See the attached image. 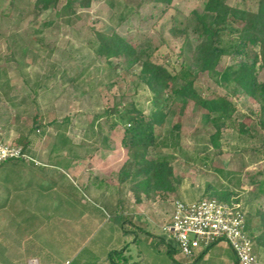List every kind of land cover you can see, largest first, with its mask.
Masks as SVG:
<instances>
[{
    "label": "rangeland",
    "instance_id": "obj_1",
    "mask_svg": "<svg viewBox=\"0 0 264 264\" xmlns=\"http://www.w3.org/2000/svg\"><path fill=\"white\" fill-rule=\"evenodd\" d=\"M143 1L91 0L88 7L78 9L79 17L70 24L56 15L65 0L39 16L33 12V0H14L12 7L10 0H0V70L7 71V76L0 73V98L7 95L16 103L8 106L5 101L0 102L5 139L11 144H24L19 139V131L26 134L22 125L30 124L37 109L43 114L44 123H54L44 129L45 133L41 130L30 136L29 150L33 155L40 154L33 156L34 163L46 161L42 152L55 146L56 134L66 118H69L66 132L72 140L76 139L70 156L56 159L55 167H44L43 174L40 166L23 167L13 160L0 164V205H11L5 211L6 225L0 223V245L6 248L0 249V264H28V258L33 257L29 264H175L172 258L177 261L184 258L179 251L169 254L165 250L160 238L170 240L171 237L162 225L171 218L175 200L194 201L205 197L206 183L233 190L244 212L257 222L255 212L264 209V195L257 193V184L253 181L264 176V132L251 113L257 109L256 105L243 96L235 100L234 124L228 123L222 128L220 153L210 142L215 127L206 113L192 101L175 107L164 125L160 146L150 156H167L183 175L177 192L166 200L142 195V202L137 203L128 185L119 183V170L129 158L127 149L121 145L123 128L117 126L110 131V142H106L104 135L99 137L95 132L97 125L105 121V110L115 101L124 103L133 99L149 112L150 93L136 77L139 65L131 66L117 58L108 65L105 56L96 54L93 30L111 33L121 19L129 17L125 27L130 26V32L138 33L141 38L146 30L139 28L138 20L149 9L139 8ZM203 1L173 0L163 22L167 28L192 25V10L201 11ZM227 1L252 10L258 2ZM165 41L155 53L159 61L170 63L175 71L182 59L190 62L187 52L183 58L178 55L182 40L166 31ZM24 47L28 48L27 55L20 53ZM13 50L19 63L6 60ZM255 50L258 47L249 50L251 56ZM228 61L224 57L221 67ZM260 77L264 79V71ZM37 83L44 86L34 94L31 88ZM196 87L204 94L223 92L206 74L200 75ZM177 120H181V129L172 131L171 126ZM240 122L245 129L255 132L253 137L240 130ZM84 148L91 151L85 154ZM76 152L81 154L74 163L79 169L77 173L74 165L63 164ZM100 180L106 185L99 187ZM21 192L27 199L25 206L35 212L29 213L23 208L24 213H18L15 208L20 207V202L16 196L12 204L4 201L10 194L21 196ZM116 206L133 216L131 223L125 224L129 233L123 234L121 227L112 221L110 210ZM135 224L146 228L147 233L136 232ZM116 249L118 253H112Z\"/></svg>",
    "mask_w": 264,
    "mask_h": 264
},
{
    "label": "trees",
    "instance_id": "obj_2",
    "mask_svg": "<svg viewBox=\"0 0 264 264\" xmlns=\"http://www.w3.org/2000/svg\"><path fill=\"white\" fill-rule=\"evenodd\" d=\"M59 2L60 0H33V12L35 16H39L41 12L57 7ZM172 2L173 0H144L142 2L139 8L146 6L149 9L143 15L140 14L138 20L139 28L146 30L141 38L137 35L138 33L133 35L130 32V26L125 27L129 17L121 19L111 33L93 30L96 54L101 57L105 56L108 65H111V60L115 58L131 66L139 65L136 77L150 93L149 112H145L141 105L133 99L124 103L115 101L113 106L105 110L106 119L98 123L95 131L99 137L104 135V141L110 142L108 133L117 126L123 128L121 145L127 149L129 158L119 170L118 181L120 184L128 185L137 203L142 202V195L147 198L158 197L166 200L171 193L177 192L182 182L183 175L179 169H176L170 158L167 156L150 157L160 146L164 125L177 105L183 106L192 101L206 113L215 127V132L210 136V142L218 153L222 151L220 137L223 126L235 122V100L237 98L240 99L243 96L246 101L253 100L257 109L251 110V113L257 117L259 129L264 132V79L260 77V73L264 71V0H258L254 10L231 4L227 0H204L201 11L192 10L194 17L192 25L183 27L171 25L167 28L163 17L171 8ZM90 3L91 0H65L63 5L56 10V15L64 23L71 24L74 18L79 17L78 9L88 7ZM10 6H14V0H10ZM166 31H169V34L176 39L182 40L179 57L183 58L185 52L189 54L190 62L186 63L182 59L176 71L170 68V63L159 61L155 57V53L166 43ZM234 32L235 36H231ZM36 42L41 43L40 38H36ZM255 47H258V50H255L251 56L249 50ZM20 53L27 55L28 48H22ZM224 57H228L229 61L221 67ZM6 60L19 63L14 50L6 56ZM2 72L5 75L7 73L6 69L0 70V73ZM203 74H206L215 87L223 92L216 90L204 94L199 91L196 81ZM6 84L7 82L3 87ZM88 84L91 85V80ZM43 86L37 83L36 87L31 90L36 94L38 89L42 90ZM3 97L0 98V102L3 100L8 106H15L16 103L12 98L7 95ZM1 112L2 110L0 114ZM18 118L19 116L16 115L15 119L18 120ZM68 120L69 118L65 119L63 127L56 134L57 141L53 147L55 150L70 149L75 146L66 133ZM53 123H44L43 114L37 109L30 124L22 125L26 129V134L19 131V139H23L24 144L16 143L31 158L7 159L3 163L13 160L19 166L33 165V153L28 147L31 143L30 136L36 135L41 130L45 133L44 129ZM104 124L108 126V131L105 130ZM0 126L4 134V124L0 123ZM239 127L243 133L254 136L255 132L245 129L244 123L240 122ZM92 128L91 133L94 136ZM180 129L181 120H177L172 124L171 130L179 131ZM3 137L7 141L4 135ZM108 147L111 148V144ZM262 153L264 155V147ZM253 183L257 184V193L264 195V176L254 180ZM204 193L206 196L201 198H213L228 204L239 202L233 190H223L210 183H206ZM241 209L244 212L243 206ZM110 211L112 221L121 227L123 234L129 233L130 230L125 229V224L131 223L133 216L120 211L117 206ZM255 215L257 222L254 221L253 216L244 212L245 229L252 237L255 254L257 251L264 253V209L256 210ZM133 226L136 232L147 233L143 226L137 224ZM252 229L258 232L255 233ZM169 236L170 240L160 238L165 250L169 254L173 251H179L181 254L175 239ZM213 245L192 258L181 254L186 263L174 258L172 261L175 264H194L192 262L206 254ZM118 251L116 249L112 253H118Z\"/></svg>",
    "mask_w": 264,
    "mask_h": 264
},
{
    "label": "built area",
    "instance_id": "obj_3",
    "mask_svg": "<svg viewBox=\"0 0 264 264\" xmlns=\"http://www.w3.org/2000/svg\"><path fill=\"white\" fill-rule=\"evenodd\" d=\"M3 135L0 126V162L31 158L21 146L5 141ZM241 207L240 202L228 204L213 198L177 199L172 205L171 218L162 229L175 239L181 254L187 258L223 241L233 250L238 264H259Z\"/></svg>",
    "mask_w": 264,
    "mask_h": 264
},
{
    "label": "crops",
    "instance_id": "obj_4",
    "mask_svg": "<svg viewBox=\"0 0 264 264\" xmlns=\"http://www.w3.org/2000/svg\"><path fill=\"white\" fill-rule=\"evenodd\" d=\"M67 136L69 137V139L72 141L73 144L76 143V139L72 140L71 137L68 134H67ZM72 148L73 147H71L70 149H62V150H55L54 148H51V149H48V150L44 149L42 154L44 156H46V158H47L46 161L38 162V164L34 163L35 165L34 164L33 165H34V167H37V166L42 167L41 168V172H42L41 174H43L44 171H45V170H43L44 167H55V165H56L55 164V160L56 159H61L62 156L63 157L66 156V154H69L70 151L73 152L74 148L73 149ZM90 151H91V148L85 149V154H87V152L89 153ZM36 152H37V150H36ZM70 154H69V156H70ZM39 155L40 154L37 153V154H34L33 156L38 157ZM79 155L81 156V154L78 153V152L72 153V157H69L67 162L63 163L64 165L69 166V167H72L74 165L73 167L76 168L75 173H77L79 171V169H77V167H78L77 164H76V166L74 164V163H77ZM103 159L104 158L102 156V160ZM102 183H103V180H100L97 184H98L99 187H102V185H103ZM14 196H16V198H17L16 201L20 202L19 203L20 207L19 208H15L18 213H21V214L24 213L23 210H22L23 208L25 209L26 212L28 211L29 213L36 211V210L32 211L31 209H29V207L25 206V203L27 202V199H26L25 193H23V192H21V196L14 195V194L11 195L10 194V195H8V197H5L4 201L6 203H9V204L11 203L12 204V202L14 201ZM47 201L51 202V200H47ZM10 208H11V205H9V206L6 205V204L4 206L0 205V220H1L0 223H1V225H2V223H3V225H6V214H5V211L7 209L9 210ZM3 214H5V215H3ZM2 230L6 232V230L4 228H2ZM1 247H4L2 244L0 245V249L1 250H5L6 249L5 247L4 248H1ZM256 253H257V258L259 260V264H264V253L260 252V251H257ZM31 259H35V258L34 257L33 258H28V260H27L28 264H29V260H31ZM236 259L237 258L235 256L233 250H231V248H229L223 241H221V242H218V243L214 244L207 251L206 254H204L201 258L195 259L194 262H192V263H194V264H237V260ZM188 262L191 263L190 261H188ZM182 263H186V260H182ZM6 264H14V263L6 262Z\"/></svg>",
    "mask_w": 264,
    "mask_h": 264
}]
</instances>
